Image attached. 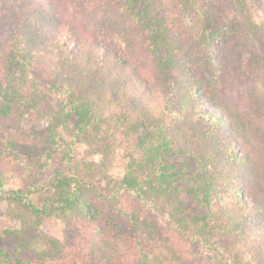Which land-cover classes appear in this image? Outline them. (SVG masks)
I'll list each match as a JSON object with an SVG mask.
<instances>
[{"label": "trees", "instance_id": "trees-1", "mask_svg": "<svg viewBox=\"0 0 264 264\" xmlns=\"http://www.w3.org/2000/svg\"><path fill=\"white\" fill-rule=\"evenodd\" d=\"M115 1L146 36L158 93L130 59L132 36L91 4L70 13L61 0H0V115L49 119L51 147L70 164L107 106L137 113L148 129L119 181L83 179L72 167L50 187L2 189L5 199L32 228L63 219V242L50 240L62 264H125L131 253L137 264H191L157 215L178 190L169 159L184 157L185 170L192 161L200 172L190 192L201 210L191 228L168 214L171 230L209 264H264V94L250 112L226 94L229 58L238 70L264 68V23L246 0Z\"/></svg>", "mask_w": 264, "mask_h": 264}, {"label": "rangeland", "instance_id": "rangeland-1", "mask_svg": "<svg viewBox=\"0 0 264 264\" xmlns=\"http://www.w3.org/2000/svg\"><path fill=\"white\" fill-rule=\"evenodd\" d=\"M113 1L61 0V3L70 13L89 3L96 11L103 12L102 15L104 14L105 17L101 18L114 21L118 27L127 30V35L132 36L133 39L130 59H133L134 65L149 81L154 93H158L160 87L151 76L154 70V56L143 48L146 36L130 25L124 16L117 15L112 6ZM246 4L251 8L258 22L264 23V16L262 17L264 1L246 0ZM185 22L192 24L190 18H186ZM97 23L100 25L99 22ZM97 29L99 31L101 28ZM135 36H137L136 40ZM118 48L123 55L122 48ZM235 64L236 62L229 58L227 100L237 104L239 109L250 112L254 109L253 95L257 92L264 94V68L244 66L242 70H238L232 68ZM251 69L254 71L251 72ZM101 110L97 134L79 136L73 147L71 164L67 162L65 156L53 151L51 147L49 119H41L32 112L24 116L16 111L6 116L0 115V264H62L55 260L58 258H55L57 255L50 250V240L62 243L65 228L63 219L55 216L46 218L38 228H32L27 224V218L19 205H13L5 199L6 194L3 190L24 192L29 188L50 187L54 184L57 174L68 175L72 167L83 179L101 181L109 176L112 180L119 181L125 170V156L131 154L139 157L141 137L148 132V129L139 126L138 114L127 115L120 106H107ZM55 111H58V107ZM52 126L61 132L67 142L70 141L69 136L56 123ZM169 160L170 164L175 165L178 190L157 212L160 224L180 247L189 263L209 264L208 255L204 254L201 248L190 246L182 236L175 234L168 224V214H170L173 219L181 220L189 228L192 227L191 221L201 208L190 191L197 188L195 178L200 172L192 161L189 162L188 171L185 170L184 157H172ZM32 200L37 207H40L37 195L33 196ZM79 235L84 236L83 231ZM137 261L138 255L136 257L131 253L125 264H137Z\"/></svg>", "mask_w": 264, "mask_h": 264}]
</instances>
